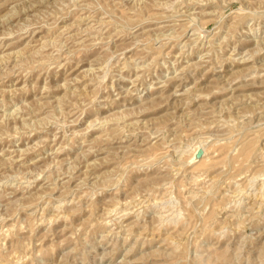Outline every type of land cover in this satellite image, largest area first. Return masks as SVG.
<instances>
[{
    "label": "rangeland",
    "instance_id": "1",
    "mask_svg": "<svg viewBox=\"0 0 264 264\" xmlns=\"http://www.w3.org/2000/svg\"><path fill=\"white\" fill-rule=\"evenodd\" d=\"M263 174L264 0H0V264H264Z\"/></svg>",
    "mask_w": 264,
    "mask_h": 264
},
{
    "label": "bare ground",
    "instance_id": "2",
    "mask_svg": "<svg viewBox=\"0 0 264 264\" xmlns=\"http://www.w3.org/2000/svg\"><path fill=\"white\" fill-rule=\"evenodd\" d=\"M92 125H93V124H92ZM92 125H91V126H92ZM91 126H90V127H91ZM261 176H262V175H261ZM263 176H264V174H263ZM32 179H33V178H32ZM258 196H259V195H258ZM261 196H263V195H261ZM260 198H261V197H260ZM256 201H257V200H256ZM260 201H261V200H260ZM255 208H256V207H255Z\"/></svg>",
    "mask_w": 264,
    "mask_h": 264
},
{
    "label": "water",
    "instance_id": "3",
    "mask_svg": "<svg viewBox=\"0 0 264 264\" xmlns=\"http://www.w3.org/2000/svg\"><path fill=\"white\" fill-rule=\"evenodd\" d=\"M200 155H201V153H200V151H199L198 156H200Z\"/></svg>",
    "mask_w": 264,
    "mask_h": 264
}]
</instances>
